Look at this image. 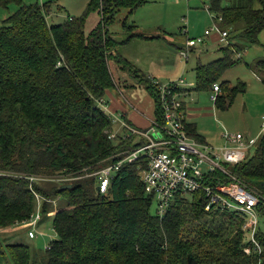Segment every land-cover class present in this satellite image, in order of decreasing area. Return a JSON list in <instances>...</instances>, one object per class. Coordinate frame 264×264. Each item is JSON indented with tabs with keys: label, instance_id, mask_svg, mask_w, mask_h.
<instances>
[{
	"label": "trees",
	"instance_id": "obj_1",
	"mask_svg": "<svg viewBox=\"0 0 264 264\" xmlns=\"http://www.w3.org/2000/svg\"><path fill=\"white\" fill-rule=\"evenodd\" d=\"M220 2L210 0L208 10L215 14L220 31L237 43L222 48L220 59L196 64L192 89L212 91L218 85L214 106L224 111L245 92L246 85L220 80L239 62L234 55L259 44L264 0H233L226 7ZM146 3L89 0L80 17L51 25L48 6L0 0V229L21 224L38 208L42 217L55 198L62 196L67 202L54 212L55 241L38 254L23 244L0 243V264H264V222L260 225L264 221V134L253 145L251 156L246 153L236 165L224 164L259 200L255 238L260 253L243 252L249 246L242 229L244 215L214 206L206 211L209 199L202 191L175 195L163 218L151 214L154 197L146 193L141 176L147 167L144 157L123 164L105 193L94 190L93 180H88L97 183V178L86 177L123 159L124 151L142 143L135 144L134 137L123 139L119 132L109 139L113 118L96 101H104L114 89L110 60L145 88L154 103L155 120H162L156 80L139 75L115 54L119 43L108 32L120 10L132 14ZM11 6L15 10L1 19V11ZM95 12L100 19L86 33V20ZM126 20L122 21L129 33L126 42L146 39ZM261 46L264 50V43ZM252 70L264 87V55ZM185 128L192 139L206 144L195 124L185 121ZM59 175L75 178L65 184L70 189L60 190L63 185L51 180H29ZM228 181L216 171L203 183L213 186Z\"/></svg>",
	"mask_w": 264,
	"mask_h": 264
},
{
	"label": "rangeland",
	"instance_id": "obj_2",
	"mask_svg": "<svg viewBox=\"0 0 264 264\" xmlns=\"http://www.w3.org/2000/svg\"><path fill=\"white\" fill-rule=\"evenodd\" d=\"M233 0H221V7L228 6ZM25 4H38L40 6H48L47 22L51 25L61 24L68 19H76L82 15L89 0H23ZM210 0H148V3L139 7L134 13L128 14L127 10H120L113 23L108 26L109 36L120 42L113 51L118 55H128L131 62L140 63L144 67L160 69L163 65L167 68L166 72L161 76L159 82L165 84L171 80L181 79L185 84H195L194 68L197 63L207 64L222 57L221 48L226 47L225 43H213L215 36H218L217 26L219 22L214 20L215 14L208 10ZM258 3L254 4L257 8ZM15 10L11 6L9 11H1V19H5ZM127 18V23L135 22L140 25L139 30L145 35L158 33L159 39L152 43H144L142 41H133L130 45L123 44L129 35L122 27V21ZM100 19L98 13H92L86 20L85 32L89 33ZM218 27V26H217ZM209 36H205L204 32L210 31ZM164 38H166L164 40ZM201 38L203 42L196 45L195 51L188 56V59L179 56V48L184 45L186 39ZM226 40L230 43L231 48L237 41H230L229 36ZM264 33L259 36V44L246 47L240 53V58L234 55L239 62L224 73L220 81H227L231 85L238 82L246 85L245 92L239 94L232 106L224 111L217 110L211 101L210 91H191L189 98L185 100L188 109L187 114L190 115V121L197 124L199 131L205 137L207 144L218 147L223 144L221 134L226 131L231 134H241L248 139H257L261 134L264 125V104L258 101L257 76L252 70L258 61L263 58L264 50ZM143 53L145 57L138 56ZM141 58H145L140 59ZM187 87H185L186 89ZM190 89V88H187ZM115 89L109 92L114 94ZM117 95V94H116ZM118 97V96H117ZM104 102L109 108V99L104 98ZM110 111V110H109ZM127 112L129 109L126 108ZM121 113L117 110L111 114L113 132L119 130L117 120H121ZM123 120V119H122ZM187 120V119H186ZM118 124V125H117ZM150 126V125H149ZM148 126V128H149ZM146 128V129H148ZM145 129V130H146ZM260 132L257 134V132ZM248 139V140H250ZM254 146L246 151L251 156ZM85 177V175L81 176ZM86 177H89L86 175ZM93 180V189L97 190V183ZM59 184V183H57ZM63 185V184H62ZM70 185V184H68ZM67 204L66 200L60 196L50 201V207L42 214V217L33 229L35 237L30 239L28 231L30 226L26 224H17L7 229H0V243L6 244H23L30 248L33 254L42 253L51 242L57 239L52 228L54 212ZM157 205L152 203L150 208L151 214H156ZM260 220V225L263 227ZM12 233V234H11ZM11 264V263H8Z\"/></svg>",
	"mask_w": 264,
	"mask_h": 264
},
{
	"label": "built area",
	"instance_id": "obj_3",
	"mask_svg": "<svg viewBox=\"0 0 264 264\" xmlns=\"http://www.w3.org/2000/svg\"><path fill=\"white\" fill-rule=\"evenodd\" d=\"M226 46L230 43L226 40L228 33L220 31L219 27L214 26ZM214 29L205 31L208 36ZM203 40L188 39L185 43V49L180 52L183 58H187L190 49ZM240 57V55H237ZM149 79H152L148 77ZM157 86L158 106L162 112L161 122L154 120L146 130H138L129 125L125 120H117L119 132L123 139L135 138L134 143L139 144L131 150L123 152V159L101 169L98 172L90 174L97 178V188L99 193H105L113 174L125 163H134L141 158L147 159V167L142 170L141 176L146 193L154 197L157 205L156 215L163 218L166 211L177 194L194 193L202 191L209 204L205 210L214 209L225 210L243 214L245 223L242 227L249 238V246L245 247L243 252L249 255L251 251L260 253L261 248L256 241L255 235L259 226V216L256 211L258 198L248 190L234 175L224 167L227 165H236L245 160L246 151L249 150L257 139L247 140L243 135L231 134L224 131L221 134L223 144L213 147L209 144H200L192 139L186 132L185 112L183 102L180 99V89L193 87V84H185L183 80L178 79L169 83L161 84L154 82ZM220 89L218 85L213 87L211 101L214 103ZM98 107L109 116L111 113L108 106L102 100H97ZM115 120V119H112ZM117 124V125H118ZM117 132H111L109 139H115ZM264 134V125L261 134ZM220 171L225 174L229 181L216 183L213 186L205 185L203 182L210 174ZM30 181H54L60 184H67L75 178L70 175H59L52 179L46 177L29 178ZM41 219L39 208L29 219L21 224H28L30 229L28 237H35L33 229ZM251 247H253L251 249Z\"/></svg>",
	"mask_w": 264,
	"mask_h": 264
},
{
	"label": "crops",
	"instance_id": "obj_4",
	"mask_svg": "<svg viewBox=\"0 0 264 264\" xmlns=\"http://www.w3.org/2000/svg\"><path fill=\"white\" fill-rule=\"evenodd\" d=\"M131 24L135 25L137 29L140 28V25L136 24L134 21L131 22ZM137 33L143 35L146 39L132 38L128 42H126V40L123 41V44L128 46L133 41H136V40L142 41L144 43H152L153 41L160 38L158 36V33L156 32L152 33L151 35H145L144 33H141L139 30H137ZM110 37L115 42L120 43L114 38V36H110ZM165 39L166 38H164V40ZM187 40L188 39H186V41ZM216 42L224 43L220 35L214 37L213 43H216ZM185 43L182 47L179 48V56H181L180 50L185 48ZM195 49H196V46L190 49L189 55L192 54L195 51ZM138 56L145 57L143 53H139ZM121 57L126 59L129 62V64H131L132 67H134V69L138 71L139 75L142 74L146 77H150L156 80L157 82H159L158 78H161V76H164L162 74H164L167 70V68H165V66L163 65L159 66L160 69H155L154 67L151 68L150 65H148V67H144L143 65H139L140 63H135V61L133 63L130 61L131 58L128 55H121ZM139 58L143 60L145 59L141 57ZM109 69L113 76L114 89H115L114 94L109 91L106 93V97L109 99L108 104H109L110 113L113 114L117 110H119L121 113L120 117H122V119L125 120L129 125H131L133 128H136L138 130H145L146 128H148L150 123L155 118L153 100L149 97L145 88L141 84H139L135 78H133V75H131L127 71H123L122 69H120V67L115 63L114 60L109 61ZM172 81H175V80L168 81L167 83L172 82ZM257 81H258L257 83L260 84L259 87H262V88H258V95H257L258 101H262L264 104V87L258 77H257ZM187 88H190V89H187ZM187 88L181 91L180 99L184 103L185 120L187 119L186 123L195 124L190 121L191 116L187 114L188 109H187L186 102H185V100L190 97L191 91H194V90L192 89L193 87H187ZM126 108L129 109V112L125 111ZM195 125H196L197 132L203 137L205 143L207 144V141L205 137L199 131L197 124ZM258 133L260 132L258 131L257 134ZM248 139L250 138L248 137Z\"/></svg>",
	"mask_w": 264,
	"mask_h": 264
},
{
	"label": "water",
	"instance_id": "obj_5",
	"mask_svg": "<svg viewBox=\"0 0 264 264\" xmlns=\"http://www.w3.org/2000/svg\"><path fill=\"white\" fill-rule=\"evenodd\" d=\"M71 185H63L61 186L60 190H66V189H70ZM97 190L99 191V189L97 188Z\"/></svg>",
	"mask_w": 264,
	"mask_h": 264
}]
</instances>
